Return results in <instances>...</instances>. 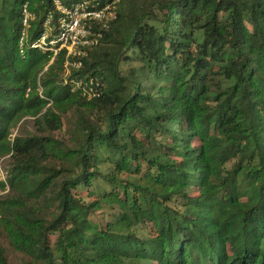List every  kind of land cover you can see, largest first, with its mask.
<instances>
[{
    "label": "trees",
    "instance_id": "16d2710c",
    "mask_svg": "<svg viewBox=\"0 0 264 264\" xmlns=\"http://www.w3.org/2000/svg\"><path fill=\"white\" fill-rule=\"evenodd\" d=\"M83 1L0 0V216L23 264H264V0H88L113 18L81 55L33 47ZM72 110L71 143L13 138Z\"/></svg>",
    "mask_w": 264,
    "mask_h": 264
},
{
    "label": "built area",
    "instance_id": "2783aa9c",
    "mask_svg": "<svg viewBox=\"0 0 264 264\" xmlns=\"http://www.w3.org/2000/svg\"><path fill=\"white\" fill-rule=\"evenodd\" d=\"M61 9V8H59ZM24 25H28V21L31 18L25 7ZM65 15L59 19V33L56 38L48 42V34H44L41 40L34 44L33 47L39 48L43 51L51 50L57 54L61 49L66 48L69 55H81V46L90 45L92 42L88 39L91 34L88 22H104L106 17L113 18L110 15L109 8L103 10H91L89 8V1L84 0L82 4L74 7L71 10H63ZM50 19L46 23V27L49 25ZM25 41V34L21 38V43ZM74 67L80 68L81 64H73ZM93 85V82H91ZM76 86L82 88V82L77 81ZM92 91V89H91ZM93 93V92H92ZM6 180V179H5ZM3 180V181H5Z\"/></svg>",
    "mask_w": 264,
    "mask_h": 264
},
{
    "label": "rangeland",
    "instance_id": "374dc122",
    "mask_svg": "<svg viewBox=\"0 0 264 264\" xmlns=\"http://www.w3.org/2000/svg\"><path fill=\"white\" fill-rule=\"evenodd\" d=\"M61 8V7H60ZM110 12V11H109ZM48 33H51V29H48ZM64 125L62 129L49 132L48 130H44L41 126L36 123V118L34 117H26L19 124L17 129L13 133V138L16 136H46L51 137L52 139L57 140L58 142L63 141L66 143H71L75 137V129L80 124L78 114L75 110H72L67 115L63 117ZM13 159L11 157L4 158L0 161V179L5 180L7 176V171L9 167H11L13 163ZM60 165V162H57ZM56 163V164H57ZM57 164V165H58ZM58 165V166H59ZM11 193L0 191L1 197H6ZM80 195L84 198L85 201L91 202L93 198H90L87 192L82 191ZM115 214V211H108L105 215V220H109L112 215ZM91 220L101 224L102 218L99 215H92ZM0 246L3 247L6 251L7 258L11 264H23L30 261V258L23 254L20 251H17L15 247L11 243V239L9 237L8 232L4 229V224L1 220L0 216Z\"/></svg>",
    "mask_w": 264,
    "mask_h": 264
}]
</instances>
